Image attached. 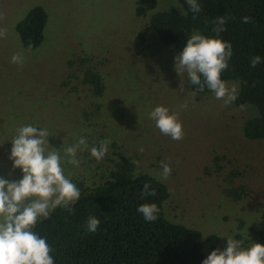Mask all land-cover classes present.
<instances>
[{
  "label": "rangeland",
  "instance_id": "obj_1",
  "mask_svg": "<svg viewBox=\"0 0 264 264\" xmlns=\"http://www.w3.org/2000/svg\"><path fill=\"white\" fill-rule=\"evenodd\" d=\"M37 6L48 16L44 41L27 51L16 26ZM135 8L136 0H0V177L22 176L9 159L18 127L48 129V150L71 146L83 133L81 159L62 165L79 184L101 185L128 159L136 173L166 184L167 218L199 230L206 255L226 246L222 236L247 247L264 230V140L243 134L258 110L197 95L186 76L179 89L176 54L148 26L152 13L180 9L178 0H157L147 18ZM13 54L22 62L12 63ZM90 70L103 78L101 95L85 83ZM157 105L177 114L182 139L161 134L148 118ZM102 139L109 143L100 158L90 145ZM162 162L171 167L167 179L159 177ZM241 188L239 198L228 193Z\"/></svg>",
  "mask_w": 264,
  "mask_h": 264
},
{
  "label": "trees",
  "instance_id": "obj_2",
  "mask_svg": "<svg viewBox=\"0 0 264 264\" xmlns=\"http://www.w3.org/2000/svg\"><path fill=\"white\" fill-rule=\"evenodd\" d=\"M200 12L193 13L186 0H178L180 9L155 12L157 0H136L135 13L148 17V26L158 40L177 55L187 36L199 32L215 36L216 17H225L220 37L231 43L233 54L222 79L239 85L234 104L238 108L254 106L258 115L248 119L243 134L249 140H264V0H197ZM183 10V11H182ZM47 12L37 6L16 26L25 50H33L44 41ZM248 17V22L243 18ZM259 55L261 63L251 66L252 57ZM85 83L95 95L103 93V78L97 71H87ZM197 95L203 92L189 84ZM128 159L118 164L101 185L84 186L72 206L61 204L47 220L36 224L34 231L45 237L56 254L55 264H201L204 237L199 230L170 221L165 203L170 192L165 183L147 173H136ZM155 189L146 195L143 185ZM239 198L244 193L228 191ZM141 203H155L157 219L145 221L136 208ZM95 216L100 224L95 232L86 230L87 218ZM264 223V216H263ZM264 244V230L254 236V243Z\"/></svg>",
  "mask_w": 264,
  "mask_h": 264
},
{
  "label": "clouds",
  "instance_id": "obj_3",
  "mask_svg": "<svg viewBox=\"0 0 264 264\" xmlns=\"http://www.w3.org/2000/svg\"><path fill=\"white\" fill-rule=\"evenodd\" d=\"M193 13L200 12L197 0H186ZM183 11V10H182ZM244 17L243 21L248 22ZM215 36H205L193 32L187 36L180 52L174 57V67L181 77V90H184V77L194 85L195 90H209L216 99L230 104L236 100L238 86H228L222 79V72L228 68L233 50L230 42L223 40L220 33L224 31L225 17L214 20ZM22 56L13 54L11 62L19 64ZM261 63L259 55L252 57L250 64L255 67ZM181 107H186L182 105ZM148 118L154 122L161 134L172 140L183 137L182 123L177 114L163 105L155 106L148 112ZM49 130L26 124L16 129L11 138L9 159L13 169H19L22 176L19 180L0 177V264H55L56 254L45 237L40 236L34 228L36 224L47 220L50 213L61 204L72 206L81 193L78 180L63 169V164L79 162L81 157L77 150L81 144H87V135L81 134L76 143L61 149L49 145ZM109 141L102 139L92 143L90 150L103 158ZM143 151V148L140 149ZM171 167L161 163L159 177L167 179ZM146 195H154L148 183L143 185ZM136 211L145 221L157 219L159 209L155 203H141ZM100 221L95 216L87 218L86 230L95 232ZM227 237L226 246L213 249L201 264H264V244L255 242L247 247L238 239Z\"/></svg>",
  "mask_w": 264,
  "mask_h": 264
}]
</instances>
